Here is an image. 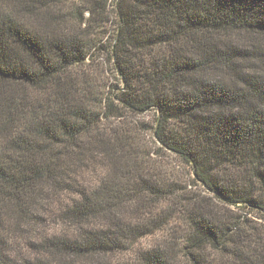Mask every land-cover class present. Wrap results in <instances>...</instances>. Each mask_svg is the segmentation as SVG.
Wrapping results in <instances>:
<instances>
[{"label": "trees", "instance_id": "1", "mask_svg": "<svg viewBox=\"0 0 264 264\" xmlns=\"http://www.w3.org/2000/svg\"><path fill=\"white\" fill-rule=\"evenodd\" d=\"M0 264H264V0H0Z\"/></svg>", "mask_w": 264, "mask_h": 264}, {"label": "rangeland", "instance_id": "2", "mask_svg": "<svg viewBox=\"0 0 264 264\" xmlns=\"http://www.w3.org/2000/svg\"><path fill=\"white\" fill-rule=\"evenodd\" d=\"M142 119L148 121L150 127L153 126L154 122L152 113L143 116ZM139 136L143 146H145V148L152 154L149 157L153 158L154 154H156L155 160L160 162L163 167V171L170 173L174 179H187L185 177V175H187V169L181 163L180 159L165 150H158V147L153 141L151 130L143 131ZM59 204V199L58 202L57 199L48 200L43 204V207L35 210L32 214L30 224L23 228L25 232L17 233L16 238L11 240L12 245L16 247V249L27 254L29 252L26 244L27 241L37 244L38 238H42L47 235L62 236L70 234L71 230L69 226L66 225L62 221V218L56 214L58 213ZM164 232L159 231L154 235H149L138 240L131 241L127 245V250L124 253H118L111 257L112 263H125L133 260L138 252L143 249L150 248V246L154 245L157 241H161ZM11 238L13 239V236Z\"/></svg>", "mask_w": 264, "mask_h": 264}]
</instances>
